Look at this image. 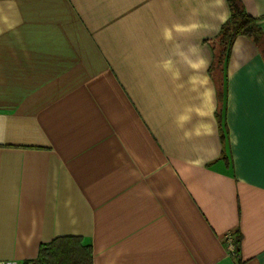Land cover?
I'll use <instances>...</instances> for the list:
<instances>
[{
	"label": "crops",
	"instance_id": "crops-1",
	"mask_svg": "<svg viewBox=\"0 0 264 264\" xmlns=\"http://www.w3.org/2000/svg\"><path fill=\"white\" fill-rule=\"evenodd\" d=\"M230 16L0 0V263L79 239L89 264H264V54L239 36L213 68Z\"/></svg>",
	"mask_w": 264,
	"mask_h": 264
},
{
	"label": "trees",
	"instance_id": "trees-1",
	"mask_svg": "<svg viewBox=\"0 0 264 264\" xmlns=\"http://www.w3.org/2000/svg\"><path fill=\"white\" fill-rule=\"evenodd\" d=\"M230 5V19L221 27V32L213 44L214 69L225 65L229 58L233 39L249 37L264 54V31L259 19L246 14L240 0H227ZM88 248L82 247L79 239H60L40 249L36 264H89Z\"/></svg>",
	"mask_w": 264,
	"mask_h": 264
},
{
	"label": "built area",
	"instance_id": "built-area-1",
	"mask_svg": "<svg viewBox=\"0 0 264 264\" xmlns=\"http://www.w3.org/2000/svg\"><path fill=\"white\" fill-rule=\"evenodd\" d=\"M236 236L234 234H229L226 236L225 242H226V249L228 252V255L234 258H239L240 253H239V247L238 243L236 241ZM0 264H12V263H0Z\"/></svg>",
	"mask_w": 264,
	"mask_h": 264
}]
</instances>
